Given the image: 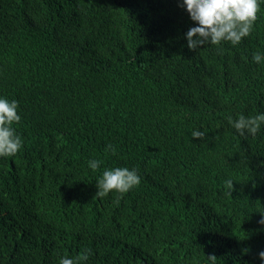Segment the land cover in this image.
I'll use <instances>...</instances> for the list:
<instances>
[{"label": "trees", "instance_id": "16d2710c", "mask_svg": "<svg viewBox=\"0 0 264 264\" xmlns=\"http://www.w3.org/2000/svg\"><path fill=\"white\" fill-rule=\"evenodd\" d=\"M179 5L0 0V97L23 140L0 157V264H264V127L229 124L264 113V4L239 45L195 51ZM117 167L140 185L96 196Z\"/></svg>", "mask_w": 264, "mask_h": 264}, {"label": "clouds", "instance_id": "9594fccd", "mask_svg": "<svg viewBox=\"0 0 264 264\" xmlns=\"http://www.w3.org/2000/svg\"><path fill=\"white\" fill-rule=\"evenodd\" d=\"M261 4H264V0H180L179 6L188 12L197 25L186 33L188 48L195 51L206 44L220 45L223 42L239 45L252 34ZM253 61L258 65L264 63V55L256 53ZM18 110L17 101L0 97V157H14L23 147L22 137L17 135L13 127V124L21 121ZM229 124L240 136H255L264 127V113L255 117L240 115L238 119H229ZM204 135L199 130L192 133L193 139H203ZM108 150L116 155V149L112 145L108 146ZM88 166L95 172L99 170L101 161L91 160ZM140 183L141 177L136 169H109L103 173L96 196L105 197L113 191L125 194ZM226 183L229 189H233L232 180ZM260 223L264 224V220ZM259 257L264 261V252H260ZM88 259L89 250H85L77 259L62 258L60 264H87ZM208 261L209 264H217V257L212 255L208 257Z\"/></svg>", "mask_w": 264, "mask_h": 264}]
</instances>
